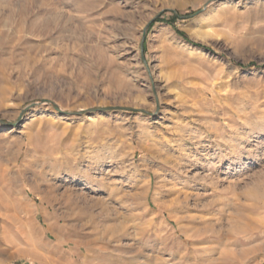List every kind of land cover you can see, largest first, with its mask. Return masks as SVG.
Wrapping results in <instances>:
<instances>
[{"label":"rangeland","instance_id":"1","mask_svg":"<svg viewBox=\"0 0 264 264\" xmlns=\"http://www.w3.org/2000/svg\"><path fill=\"white\" fill-rule=\"evenodd\" d=\"M0 41L6 159L30 136L3 199L38 212L22 231L0 194V264H35L41 196L91 243L69 264H264V0H0ZM210 227L221 243L193 237Z\"/></svg>","mask_w":264,"mask_h":264},{"label":"bare ground","instance_id":"2","mask_svg":"<svg viewBox=\"0 0 264 264\" xmlns=\"http://www.w3.org/2000/svg\"><path fill=\"white\" fill-rule=\"evenodd\" d=\"M205 17H207V16H201L200 17L199 24L202 25L204 23L203 20ZM18 32H20V31H18ZM16 33H17V31H16ZM0 47H2V41H0ZM1 91H2V89L0 88V92ZM28 143L30 144V136L28 137L27 135L25 137L22 136L19 140L15 139L12 142L13 150L10 151V149H8L9 153H13L12 155H15L12 157V159L10 161L6 159L8 154L4 150L5 146L3 145V143H0V163H2V183L0 184V190H1L0 194H2V207L9 209V210H12V211H15V214L12 215V220L17 225H19V228H21L22 231L27 230L28 228H31L36 232L37 227H36V224H34V220H35V217L38 213L37 210L33 209L30 206L25 207V208L21 209V214H23V217H20L18 214H16L17 213L16 211L22 207V205L19 203V201H17L16 199H9V198L3 199V197H5L11 191V182H10V180L5 178L6 177V171L8 170L7 167H8V165H15V163L17 162V159L22 154V149H23L24 145L26 146V145H28ZM36 149H38V148H36ZM246 154H247V157L252 156V152L250 150H247ZM53 159H55V158H53ZM63 170H64V172H67V170H65V169H63ZM21 176H22V174H21ZM20 179H22V178H20ZM255 186H257V185H255ZM255 186H253V187H255ZM256 191H257V188L252 190V191L249 190L246 197H244V195H242V196L246 200L252 198V199H254V201H256L258 199V195H257ZM259 194H260V192H259ZM39 200L41 201L42 208H43V210L41 211V214L43 216L44 222L46 223V225L48 227V231H49L51 237L46 238L47 241L46 240L41 241L39 248H36V252L33 251L34 248L32 249V251L34 253L30 254L31 262L35 263V264H69V263H66L65 261L64 262L62 261V255L63 254L61 252V250H62L61 248H63L65 245H75V246H78L80 248L87 250V249H89V246L91 243L86 242V241L85 242L84 241L76 242V241H72V240H62V238L60 236V231H59L60 227L65 225V224H68L70 218L66 217L65 215L61 216L60 214H58V209H57L56 204L54 203L55 201H53V199L51 200V199H48L46 196H41V197H39ZM252 204H254V203H252ZM252 204H250V207L252 206ZM244 208H246V207L241 206V210L239 208L240 211L238 210L236 215L233 214L234 217H229L227 223L230 224V226H232L231 223L233 225H235L234 226V228H235L234 232L247 235L249 233H252L255 230L254 229L255 227L252 228V226L250 224L253 223V225H254V223L258 220L255 216H253V213H254V211H257L259 209V207L257 205H254L251 208H247V209H244ZM261 209H262V207H261ZM46 210H47L48 214L45 213ZM9 221H10V219H9ZM230 229H231V227H230ZM198 231H199V229H198ZM21 235H22V232H21ZM193 237L200 243H212V242H217V243L220 242L221 243L222 240H224V234L222 233L221 229L216 230L213 227L207 228V230H205L201 234L194 233ZM189 238H191V236ZM53 239L57 240V242H58V244H56L57 249H55L56 251H54V252L52 250V249H54L52 246ZM27 240H26V242L28 243ZM247 241H249V240H247ZM246 243H248V242H246ZM190 244H193V243H190ZM192 246H194V245H192ZM36 247H38V246L36 245ZM249 252L250 251H241L238 255V259L244 260L245 257L249 254ZM73 253H74V251H73ZM229 255H231V257H232V255H234V254H232V253L222 254L223 258L224 257L226 258ZM71 256H72V253H71ZM73 256L77 257V254H73ZM239 262H241V261H239Z\"/></svg>","mask_w":264,"mask_h":264},{"label":"water","instance_id":"3","mask_svg":"<svg viewBox=\"0 0 264 264\" xmlns=\"http://www.w3.org/2000/svg\"><path fill=\"white\" fill-rule=\"evenodd\" d=\"M212 1H221V0H212ZM142 43H143V38H142V41H141V47H142ZM51 106H52L55 110H57V109H56V106H55L54 104H51ZM119 109H121V108H113V109H109V108H107V109H96V110H93V111L102 112V111H106V110H119Z\"/></svg>","mask_w":264,"mask_h":264},{"label":"trees","instance_id":"4","mask_svg":"<svg viewBox=\"0 0 264 264\" xmlns=\"http://www.w3.org/2000/svg\"><path fill=\"white\" fill-rule=\"evenodd\" d=\"M166 22H167L169 25H171V22H170L169 20H166ZM179 34H180V36H181L182 38H184L185 40H187V38L185 37L184 34H182V33H179Z\"/></svg>","mask_w":264,"mask_h":264}]
</instances>
